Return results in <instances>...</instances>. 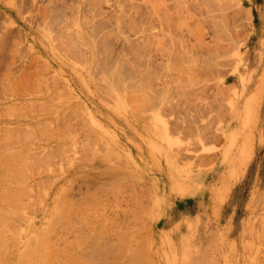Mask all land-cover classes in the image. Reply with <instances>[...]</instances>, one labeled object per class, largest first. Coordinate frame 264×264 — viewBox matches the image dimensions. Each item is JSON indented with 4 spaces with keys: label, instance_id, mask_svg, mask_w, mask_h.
Wrapping results in <instances>:
<instances>
[{
    "label": "rangeland",
    "instance_id": "obj_1",
    "mask_svg": "<svg viewBox=\"0 0 264 264\" xmlns=\"http://www.w3.org/2000/svg\"><path fill=\"white\" fill-rule=\"evenodd\" d=\"M0 215V264H264V0H0Z\"/></svg>",
    "mask_w": 264,
    "mask_h": 264
},
{
    "label": "bare ground",
    "instance_id": "obj_2",
    "mask_svg": "<svg viewBox=\"0 0 264 264\" xmlns=\"http://www.w3.org/2000/svg\"><path fill=\"white\" fill-rule=\"evenodd\" d=\"M206 59V58H205ZM207 61V60H206ZM214 65V64H213ZM19 191V190H18ZM7 192V191H6ZM20 195V194H19ZM12 196V195H11ZM18 199V198H17ZM16 205V204H15ZM21 205V204H20ZM21 207H22V205H21ZM20 206H19V208H21ZM15 209V208H14ZM22 213V212H21ZM2 214V213H1ZM21 215V214H20ZM0 216H2V215H0ZM18 216V215H17ZM3 217V216H2ZM4 219H7L6 217L4 218ZM23 219H24V217H23ZM0 220H1V218H0ZM9 222V221H8ZM17 234V233H16ZM17 238V237H16ZM4 242V241H3ZM15 243H16V241H14ZM18 243V242H17ZM5 244V243H4ZM2 245V244H1ZM17 246V245H16ZM10 247V246H9ZM27 247V246H26ZM29 248V247H28ZM30 249V248H29ZM32 250V249H31ZM27 251V250H26ZM24 252V251H23ZM16 253V252H15ZM21 254V253H20ZM39 254V253H38ZM13 255H15V254H13ZM31 255V254H30ZM29 257V256H28ZM8 258V257H7ZM15 258V257H14ZM30 258V257H29ZM21 259V258H20ZM28 260V259H27ZM30 261H31V259H30ZM29 261V262H30ZM32 262H33V259H32ZM4 263V262H3ZM3 263H1V264H3ZM8 262H6L5 264H7ZM12 263V262H11ZM37 263V262H36ZM17 264V263H16ZM19 264V263H18Z\"/></svg>",
    "mask_w": 264,
    "mask_h": 264
}]
</instances>
